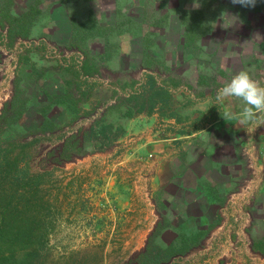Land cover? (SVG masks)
<instances>
[{
  "label": "rangeland",
  "instance_id": "obj_1",
  "mask_svg": "<svg viewBox=\"0 0 264 264\" xmlns=\"http://www.w3.org/2000/svg\"><path fill=\"white\" fill-rule=\"evenodd\" d=\"M238 40L264 55V0H0V157L51 173L40 188L45 202L53 193L56 261L125 264L149 250L155 264H264L263 190L163 237V188L149 181L150 130L181 131L166 118L193 116L230 81L217 55Z\"/></svg>",
  "mask_w": 264,
  "mask_h": 264
},
{
  "label": "crops",
  "instance_id": "obj_2",
  "mask_svg": "<svg viewBox=\"0 0 264 264\" xmlns=\"http://www.w3.org/2000/svg\"><path fill=\"white\" fill-rule=\"evenodd\" d=\"M209 40L218 47L217 37ZM239 40L229 44V55H217L218 63L227 64L223 68L229 76L246 70L264 86V55L253 54L251 48L244 51L245 47L237 45ZM246 43L250 46L252 41ZM256 62L261 63L257 72L249 71ZM205 94L211 95L208 91ZM216 94L206 97L193 116L182 115L179 119L172 113L166 118V126H183L181 131L167 129L161 137L162 131L150 130L153 161L149 181L156 194L163 188L164 214L171 223L164 229L163 237L166 234L176 237L178 230L190 223L193 226L216 223L231 199L240 197L245 201L248 190L264 191V113L258 114L256 123L241 125L238 121L241 102L229 97L218 104ZM226 112L232 113L230 119L224 118ZM151 205L154 231L159 214L155 213L156 204Z\"/></svg>",
  "mask_w": 264,
  "mask_h": 264
},
{
  "label": "trees",
  "instance_id": "obj_3",
  "mask_svg": "<svg viewBox=\"0 0 264 264\" xmlns=\"http://www.w3.org/2000/svg\"><path fill=\"white\" fill-rule=\"evenodd\" d=\"M23 162L20 157H0V264H61L53 257L47 234V204L53 193L45 202L40 188L51 173L33 175L19 169ZM148 251L125 264H155ZM75 258L72 254L66 264Z\"/></svg>",
  "mask_w": 264,
  "mask_h": 264
},
{
  "label": "clouds",
  "instance_id": "obj_4",
  "mask_svg": "<svg viewBox=\"0 0 264 264\" xmlns=\"http://www.w3.org/2000/svg\"><path fill=\"white\" fill-rule=\"evenodd\" d=\"M245 6L255 5L256 0H234ZM237 98L241 102V111L238 113V121L241 125L256 123L258 114L264 113V86L254 80L246 70L233 75L230 81L219 88L215 100L223 103L225 98ZM232 113L226 112L225 119H230Z\"/></svg>",
  "mask_w": 264,
  "mask_h": 264
}]
</instances>
